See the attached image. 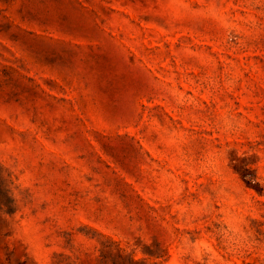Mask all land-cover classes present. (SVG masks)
<instances>
[{
    "label": "rangeland",
    "instance_id": "rangeland-1",
    "mask_svg": "<svg viewBox=\"0 0 264 264\" xmlns=\"http://www.w3.org/2000/svg\"><path fill=\"white\" fill-rule=\"evenodd\" d=\"M0 264H264V0H0Z\"/></svg>",
    "mask_w": 264,
    "mask_h": 264
}]
</instances>
